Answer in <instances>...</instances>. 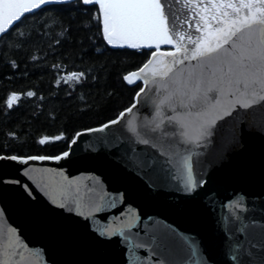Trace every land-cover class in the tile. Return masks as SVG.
Returning <instances> with one entry per match:
<instances>
[{
    "label": "water",
    "instance_id": "water-1",
    "mask_svg": "<svg viewBox=\"0 0 264 264\" xmlns=\"http://www.w3.org/2000/svg\"><path fill=\"white\" fill-rule=\"evenodd\" d=\"M69 1L49 0L41 7ZM229 2L240 6V0H168L181 21L193 24L174 37L177 44L191 46L178 37L191 33L194 39L196 23L203 36L206 28L222 26L213 17L224 19L227 12V18H235L223 7ZM246 14L241 8L240 17ZM261 35L258 23L244 26L211 56L189 58L166 75L149 77L146 85L141 80L145 92L136 94L131 112L124 110L118 123H105L109 127L103 131L78 132L60 160L18 157L22 162L0 155V259L7 256L12 264H264V100L259 99L264 85H252L259 61L249 59L256 57ZM172 47L161 45L160 51ZM209 80L219 89L209 93L215 100L208 108L191 107L188 96L198 85L203 92ZM165 86L189 106L161 105ZM168 117L194 137L203 122H214L199 139L170 144ZM145 139L149 144L141 142ZM185 150L197 182L191 191L185 188L187 171L177 165ZM165 160L173 164L164 165ZM105 229L113 234L102 235Z\"/></svg>",
    "mask_w": 264,
    "mask_h": 264
},
{
    "label": "trees",
    "instance_id": "trees-1",
    "mask_svg": "<svg viewBox=\"0 0 264 264\" xmlns=\"http://www.w3.org/2000/svg\"><path fill=\"white\" fill-rule=\"evenodd\" d=\"M150 54L108 44L99 5L73 0L23 15L0 36V155L59 156L78 132L115 120L142 87L123 77ZM70 73L84 75L65 82Z\"/></svg>",
    "mask_w": 264,
    "mask_h": 264
},
{
    "label": "snow or ice",
    "instance_id": "snow-or-ice-1",
    "mask_svg": "<svg viewBox=\"0 0 264 264\" xmlns=\"http://www.w3.org/2000/svg\"><path fill=\"white\" fill-rule=\"evenodd\" d=\"M49 0H0V33H6L15 22L20 21L21 17L25 13H31L35 9H39L41 5L47 4ZM84 4L99 5V12L102 15L103 34L107 39L108 44H124L133 49L141 48L142 46L148 48H155V51L151 52V58L143 67L139 70V73L133 72L123 77L129 84L136 81H141L146 85L148 78H155L161 74L166 75L172 71L178 64L185 63L186 60L191 58L197 60L203 57H209L216 53L225 44H229L231 39L236 35L244 26L251 27L253 24L258 23L261 25V39L260 47L256 53V57H249V59H258L257 73H253L252 85L256 84L264 85V0H240L239 7H233L232 3H225L223 7L231 8L235 18L229 19L228 13L223 12L224 19L213 17V20L217 21L218 25L214 30L206 28L203 36L199 34L200 24L196 23V34L193 39L191 33L187 37L179 35V40L183 41L186 38L191 42V46L179 45L177 40L174 39L180 31H183V26L187 24L188 28H192L193 24L188 20L181 21L173 10L172 5L168 3V0H82ZM241 8L246 10V15L240 17ZM99 20L100 17H94ZM203 19V18H201ZM239 26V27H238ZM161 45L173 46L171 50L160 51ZM158 57L170 58L160 60ZM150 69V70H149ZM149 70V71H146ZM83 73H70L65 77L67 80H76L79 82ZM214 75V73H213ZM135 77V81L133 80ZM239 84L240 81H237ZM248 85L245 84V87ZM264 90V88H262ZM145 92V87H140L137 95ZM219 89L216 85L209 80L207 86L201 92V88L198 85L188 96V101L191 107H196L200 104L202 107L208 108L209 101L215 100V96H209V93H218ZM28 96L34 95L33 92H28ZM163 99L160 100L161 105L171 106L173 103L180 105L181 107H188L189 104H185L175 92L166 93L162 92ZM254 95L258 96V93ZM18 96L13 93L7 100L8 107H12V104ZM259 99L264 100V96H259ZM255 100H253V103ZM216 105H211L214 108ZM247 107V104H244ZM135 108L133 105L131 108L126 109L127 112H131ZM124 112L120 113L123 117ZM168 125L165 130L166 139L170 144H179L181 141L184 143L192 142L195 139H199L202 135L206 134L207 127L211 125L214 120H207L200 125V130L194 137L186 130L187 126L174 122V117H168ZM118 123L117 120L110 121V124ZM179 124V129L177 128ZM109 124H104L101 128L88 129L90 132L103 131L108 128ZM160 127V125H157ZM79 135V134H78ZM61 137H55L60 139ZM47 138L40 141L41 144L46 142ZM144 144H149V140L145 139L141 141ZM75 143V141H73ZM68 152H64L63 156H67ZM179 160L178 166H182L187 171V177L184 181L185 188L189 191L196 187V180L192 175V158L185 153L178 154ZM5 159L17 160L16 156L4 157ZM61 156H30L27 159L30 160H47L54 159L60 160ZM172 160H165L164 165H172ZM102 235H112L113 233L105 229ZM143 245H134L136 247H142ZM234 256L237 258V250L233 249ZM0 264H12L10 258L7 256L4 259H0Z\"/></svg>",
    "mask_w": 264,
    "mask_h": 264
},
{
    "label": "flooded vegetation",
    "instance_id": "flooded-vegetation-1",
    "mask_svg": "<svg viewBox=\"0 0 264 264\" xmlns=\"http://www.w3.org/2000/svg\"><path fill=\"white\" fill-rule=\"evenodd\" d=\"M172 48H164L162 49V51H167V50H171Z\"/></svg>",
    "mask_w": 264,
    "mask_h": 264
}]
</instances>
